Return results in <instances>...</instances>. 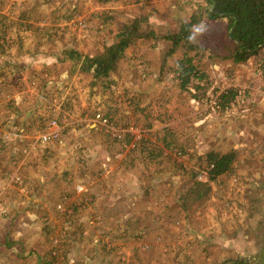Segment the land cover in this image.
Returning <instances> with one entry per match:
<instances>
[{
  "label": "rangeland",
  "instance_id": "374dc122",
  "mask_svg": "<svg viewBox=\"0 0 264 264\" xmlns=\"http://www.w3.org/2000/svg\"><path fill=\"white\" fill-rule=\"evenodd\" d=\"M208 4L0 0V264H264V48L235 63L229 19L204 17L186 88V49L168 55V41L140 39L104 81L58 59L102 52L139 16L177 31ZM54 120L58 138L40 141ZM232 150L233 169L185 212L192 169L208 180L206 155Z\"/></svg>",
  "mask_w": 264,
  "mask_h": 264
},
{
  "label": "trees",
  "instance_id": "16d2710c",
  "mask_svg": "<svg viewBox=\"0 0 264 264\" xmlns=\"http://www.w3.org/2000/svg\"><path fill=\"white\" fill-rule=\"evenodd\" d=\"M209 6L201 7L193 14L189 21L181 23L177 31L162 32L150 25L143 16L135 17L123 23L117 33V41L105 46L102 52L95 55H86L75 48H64L59 60L70 61L73 69L78 68L92 74L94 81H104L118 71L119 63L126 57L127 49L135 45L140 39L152 38L154 40L168 41L171 44L168 55L173 54L178 48L186 49V53L178 60L176 74L182 88H186L194 79L200 78L198 66L193 58L188 55L191 49L199 46L188 41L194 25L202 22L204 17L228 18L235 45L232 59L235 63L246 62L253 56L260 54L264 48V0H207ZM231 32V31H230ZM232 90V91H231ZM228 90L220 97L222 104H226L236 95L235 89ZM231 95L230 97L227 95ZM117 140H129L131 136L117 132ZM238 153L229 151L219 153L209 152L205 159L208 180L198 179V171L192 169L190 179L184 183V193L181 197L182 209L190 210L197 203H202L208 198L212 185L211 182L230 172L237 160ZM199 203V204H200ZM234 264H248L245 258L234 260Z\"/></svg>",
  "mask_w": 264,
  "mask_h": 264
},
{
  "label": "built area",
  "instance_id": "2783aa9c",
  "mask_svg": "<svg viewBox=\"0 0 264 264\" xmlns=\"http://www.w3.org/2000/svg\"><path fill=\"white\" fill-rule=\"evenodd\" d=\"M81 23H82V22H81ZM96 120H97L100 124H102L103 126H110V123H109L110 120H109V118H108L105 114H103V113H99V112H98V113L96 114ZM48 127H49L50 129L44 131V132L40 135V139H39L40 141H43V142H45V143H49V142H51V141H55V140L58 138L59 134L61 133V131H62V129H63L62 126L59 125V124H58V121H56V120L52 121ZM134 130H135V129L132 127V128L130 129V132H131L132 134H136ZM108 131H109V132H113V135H115V136L118 135V133H117V132L114 133L113 130H109V129H108ZM118 136H120V135H118Z\"/></svg>",
  "mask_w": 264,
  "mask_h": 264
},
{
  "label": "clouds",
  "instance_id": "9594fccd",
  "mask_svg": "<svg viewBox=\"0 0 264 264\" xmlns=\"http://www.w3.org/2000/svg\"><path fill=\"white\" fill-rule=\"evenodd\" d=\"M204 31L203 24H200L198 26H193L191 29V34L187 37L188 41L191 43H195L197 39V35L201 34Z\"/></svg>",
  "mask_w": 264,
  "mask_h": 264
},
{
  "label": "water",
  "instance_id": "95a60500",
  "mask_svg": "<svg viewBox=\"0 0 264 264\" xmlns=\"http://www.w3.org/2000/svg\"><path fill=\"white\" fill-rule=\"evenodd\" d=\"M230 36H231V38L233 37L232 30H231V32H230Z\"/></svg>",
  "mask_w": 264,
  "mask_h": 264
},
{
  "label": "crops",
  "instance_id": "0c3cea01",
  "mask_svg": "<svg viewBox=\"0 0 264 264\" xmlns=\"http://www.w3.org/2000/svg\"><path fill=\"white\" fill-rule=\"evenodd\" d=\"M33 56V55H32Z\"/></svg>",
  "mask_w": 264,
  "mask_h": 264
}]
</instances>
